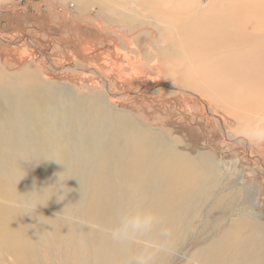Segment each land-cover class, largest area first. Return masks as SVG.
Listing matches in <instances>:
<instances>
[{"label": "bare ground", "instance_id": "1", "mask_svg": "<svg viewBox=\"0 0 264 264\" xmlns=\"http://www.w3.org/2000/svg\"><path fill=\"white\" fill-rule=\"evenodd\" d=\"M72 1L106 23L153 26L163 50L138 49L139 67L184 80L186 94L198 98V92L221 106L237 133L249 136L251 125L264 126V0ZM4 73L0 68V254L6 264H125L129 247L114 244L100 227L135 207L154 211L170 226V250L155 262L167 264L206 204L221 214L211 225L219 234L185 264H264V227L245 212L255 207L258 185L228 187L243 180L235 164L177 152L164 133L111 115L92 98L71 104L65 97L66 109L60 107L64 101L52 97L53 86L38 74ZM167 88L181 91L172 80ZM210 114L224 137L236 141ZM262 160L254 161L261 169ZM59 175L63 200L50 197ZM28 193L31 206L21 208Z\"/></svg>", "mask_w": 264, "mask_h": 264}, {"label": "rangeland", "instance_id": "2", "mask_svg": "<svg viewBox=\"0 0 264 264\" xmlns=\"http://www.w3.org/2000/svg\"><path fill=\"white\" fill-rule=\"evenodd\" d=\"M22 1L0 0L2 17L8 10L16 11ZM31 1L34 0H24L26 3ZM39 1L36 4L32 3V7L41 3L55 8L61 5V1H65L63 2L65 9L70 12V16L75 17V20H70L69 24L62 20L63 26L72 25L73 29H65L64 36L63 32L60 34L54 29L45 31V28H39V34H34L29 30L33 20H3L0 16V68L3 73L5 71L7 73H4L5 75L11 76L26 70L28 74H38L40 81L42 79L53 86L52 97L64 101V106L59 104L60 107L66 109L65 97L70 99L71 104L77 99H82L85 104L95 99V102L106 107L111 115L126 117L137 126H145L144 128L164 133L168 137L167 142L169 141L172 149L177 152L187 154L189 157L212 154L218 161L229 165L235 164L236 175H240L243 180L236 184L232 180L228 187L233 185L241 187L243 183L258 185L254 186L257 196L254 201L255 207L250 211L246 208L245 212L248 214L251 212L250 215L264 227V168L261 169L255 163L257 156L264 160V140L256 141L250 139L246 133L235 132V120L229 117L221 106L210 102L198 92H196L198 98L188 96L187 83L179 77L176 80L171 78L172 76L167 78L155 73L150 74L146 71L148 67L137 65L134 53L138 49L140 53L163 50L159 30L141 21L135 24L127 21H123L124 24L119 22L112 24L97 20L94 9L84 13L72 0ZM23 4L20 5L19 12L24 11V7L27 6ZM56 13L60 14L57 11ZM71 22L76 23L75 26ZM15 23L19 26H15ZM47 33H50V36ZM51 33L56 35L59 33V39L58 36L52 38ZM144 37L142 43L137 45V41ZM155 41L158 42L154 44ZM134 47L137 49L133 50ZM70 65H78L79 68L69 67ZM130 67L133 69L128 70ZM96 70H99V75ZM171 80L179 85L180 92L169 93L167 86ZM210 113L226 124L229 134L236 141L224 137L215 126ZM69 140L74 141L75 138L69 137ZM246 141L253 151L245 148L242 142ZM237 205H241V199L237 201ZM206 207L207 204L200 210L192 230L190 229L191 232L189 230L179 251L168 253L171 259L167 264L187 263L194 251L198 252L204 244L219 234V230L212 229L211 225L213 220L220 219L221 214ZM203 230L206 237L202 236ZM4 254H0V264H6Z\"/></svg>", "mask_w": 264, "mask_h": 264}, {"label": "clouds", "instance_id": "3", "mask_svg": "<svg viewBox=\"0 0 264 264\" xmlns=\"http://www.w3.org/2000/svg\"><path fill=\"white\" fill-rule=\"evenodd\" d=\"M249 138L256 141L264 140V126L251 125ZM62 181L59 175V180L56 184H53L57 186L58 190L51 193L50 197L56 194L58 200L64 199V195L60 194ZM46 188L39 192L34 190L31 193L35 192L39 195ZM31 193L24 194L25 199L19 205L21 208L27 209L31 206ZM37 205H40V203H36L34 207H31L33 212ZM25 214L27 215V211H25ZM100 230L114 244L129 247V255L125 264H155L161 253L170 250L172 230L170 226L162 222L157 213L150 209L135 207V210H122L117 213L114 225L101 226ZM153 231H157L155 239L150 238Z\"/></svg>", "mask_w": 264, "mask_h": 264}, {"label": "flooded vegetation", "instance_id": "4", "mask_svg": "<svg viewBox=\"0 0 264 264\" xmlns=\"http://www.w3.org/2000/svg\"><path fill=\"white\" fill-rule=\"evenodd\" d=\"M57 1L58 0H52V2H57ZM36 2H40V1L34 0V1H31V3H26L23 0L22 2L19 3V7H17L16 11L11 12L10 10H8V12H6L7 14L4 17H2L3 10H1L0 12L2 14L0 16L3 18V20H33L34 22L32 23V25H30L29 30L33 32L34 34L35 33L39 34V31H38L39 28H45V31L46 30L51 31L52 29H54L60 34H62L63 32V36H64L65 29H68V28L73 29L72 25L68 27L63 26L64 22H62V20H65V22L69 24L70 20H75V17L70 16V12H68L65 9L62 1H61V5L56 6L55 8L52 5H49L47 7V5L41 4V3H37V5H33L34 7H32V3L36 4ZM22 3H24L23 5H27V6L24 7L23 9L24 11L19 12V10L21 9L20 5H22ZM56 11L60 12V14L56 13ZM52 22H56V23H52ZM71 23L74 24V26L76 24L73 22ZM16 24L17 23H15V26L18 27L19 25H16ZM47 34L50 36V33H47ZM51 35H52V38H55L56 36H58L53 33H51ZM58 39H59V36H58Z\"/></svg>", "mask_w": 264, "mask_h": 264}, {"label": "water", "instance_id": "5", "mask_svg": "<svg viewBox=\"0 0 264 264\" xmlns=\"http://www.w3.org/2000/svg\"><path fill=\"white\" fill-rule=\"evenodd\" d=\"M8 43V42H7ZM9 44V43H8Z\"/></svg>", "mask_w": 264, "mask_h": 264}]
</instances>
